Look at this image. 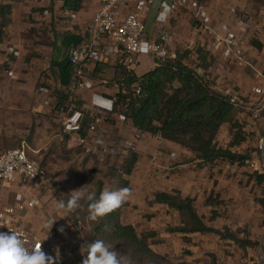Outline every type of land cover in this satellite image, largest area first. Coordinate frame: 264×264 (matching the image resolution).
I'll use <instances>...</instances> for the list:
<instances>
[{
	"label": "crops",
	"instance_id": "obj_1",
	"mask_svg": "<svg viewBox=\"0 0 264 264\" xmlns=\"http://www.w3.org/2000/svg\"><path fill=\"white\" fill-rule=\"evenodd\" d=\"M162 2L163 0H153L146 17V34L149 40H155L159 35L156 14ZM9 3V0H0V8ZM61 5L60 2L52 5L50 0H19L13 3V13L9 17L7 27L2 28L3 20L0 17V81L6 79V71L10 66L7 61L8 46L19 43L23 45L25 54L22 60H14L13 64L19 81L12 83L0 102V152L5 151L6 141H21L22 146L38 154L43 151V147L37 141H45L44 146L47 141L57 142V146L61 144L69 150L76 148L72 141L78 138L87 139V147L104 146V153L108 152L111 156L109 175H112L111 169L116 165V176L110 177L106 188L118 190L126 187L131 190V196L121 205V222L133 226L140 236L155 232L156 240L161 241L159 244H151L156 253L171 259L184 257L187 264H220V258L232 253L234 255L222 264H256L257 257L249 246L252 244L230 245L231 240L216 234L170 233V228L181 225L178 211L153 201L157 193L179 191L184 197L195 200V208L208 227L222 232L229 229L238 240L245 241L248 239L241 238L248 235L249 239H253L256 234H262L264 231V182L249 173L244 166L219 161L204 163L194 153L177 143L151 134H142L132 123L120 122L119 114H111L92 136L89 133L93 123L90 110L92 107L103 105V97L108 98L113 94L112 86H104L103 81H113L118 67L99 64L88 68L87 79L94 83V89L91 91L74 88L73 81L69 87L64 85V81H68L69 77L58 75V65L64 59V37L67 33H72L81 36L85 42V24L99 10L100 3L96 0L84 2L83 9L77 13L75 21L71 17L72 14L62 12ZM206 5L212 24L233 25L243 21L249 29L246 56L250 66L242 67L234 63L227 64L226 69H222L214 63L208 71L217 88H222L228 81L245 96L252 85L258 82L259 74L264 72V6L254 4L250 0H206ZM128 7H133L132 2ZM258 7L261 8L258 10ZM191 14L179 9L171 20L162 25L174 35L175 44L181 50L186 48L187 42L192 44L196 39L201 43V47L210 51L214 61L221 59L220 54L211 50L209 39L204 34H198L196 30L192 33L186 32L188 29L183 22L189 20ZM252 40L262 44V50L254 47ZM138 65L135 58L133 65L126 63L120 66L136 74ZM156 66L155 59L153 69ZM42 78L53 86L56 104L57 90L72 95L70 105L68 103L67 106H73L72 103L78 101L83 103L85 117L78 135H66L59 129L60 119L73 108L55 111V107H46L31 99ZM74 90L77 93L76 98L73 96ZM235 114L236 118L245 124V131L251 134L252 141H247L249 151H246L244 146L231 148V151L239 154L250 153L252 158L258 159L260 139L263 136L261 120H255L248 109L236 107ZM137 133L139 141L133 150L137 155V162L132 174L127 176L120 169L121 165H126L130 160L131 151L125 149L124 144ZM231 140L230 127L224 126L218 136L219 146L227 149ZM27 141H32L33 145L29 146ZM14 199L15 196L0 185V202L3 205H13ZM48 213L52 214L53 209L28 214L25 225L32 236L54 233L53 230L49 231L45 224ZM213 216L215 218L211 220ZM185 252L186 255H183Z\"/></svg>",
	"mask_w": 264,
	"mask_h": 264
},
{
	"label": "built area",
	"instance_id": "obj_2",
	"mask_svg": "<svg viewBox=\"0 0 264 264\" xmlns=\"http://www.w3.org/2000/svg\"><path fill=\"white\" fill-rule=\"evenodd\" d=\"M96 1L100 3V8L85 24L86 41L78 47H73L69 52L70 62L74 69L73 85L76 89L89 91L94 89V83L87 79V70L92 65L103 64L116 68L126 63L133 65L134 59L138 56L150 55L160 61L177 59L179 49L175 44V37L162 24L171 20L179 9L189 11L194 15L198 23L196 32L204 34L209 39L211 50L221 55V59L217 61L209 58L212 65L215 63L222 69H226L227 64L234 63L242 67L250 66L246 56L249 39L247 25L243 21L233 25L212 24L206 0H172L170 2L163 0L156 14L157 22H159V35L155 40H149L147 37L145 22L153 0ZM130 2L133 4L131 8L128 7ZM165 8H167L166 13ZM162 13H165L163 19L160 18ZM71 17L74 21L77 20V14H72ZM195 55L194 58H197L198 56ZM24 56L23 45L12 43L8 46L7 61L10 66L6 71V79L0 81V102L5 97V92L11 88L12 83L19 81L13 64L14 60L20 61ZM196 72L200 76L206 75L203 67H198ZM258 79V82L252 85L245 96L233 83L228 81L222 88L216 89L226 95L235 107L248 109L255 120H261L263 136L260 139L259 158L245 160L244 167L249 173L261 176L264 181V72L259 74ZM46 82L45 78L40 80L31 99L46 107H51L53 91ZM103 85H110V82L103 81ZM112 88L113 94L108 98L103 97V105L92 107L90 110L93 123L89 128V133L92 136L103 125L105 119L112 114L117 103L116 94L122 90V85L114 83ZM122 92L126 93L125 90ZM84 117L85 114L81 110L71 109L60 119V131L70 136L78 135L82 130ZM118 119L124 124L129 122L121 114L118 115ZM138 141L139 134L137 133L125 142V149L133 151ZM72 142L75 147L85 148L87 153L104 149V146L100 145L94 146L95 148L87 147L88 141L84 138H78ZM43 175L41 167L29 157L25 146L7 150L0 155V185L4 187L17 185L21 188V194L17 195L15 204L0 205V231L16 232L24 244L29 247L32 245L39 247L42 243L43 251L49 255L58 254V264H81L80 248L83 245L81 231L72 229L68 222L57 220L51 228L53 234L42 233L40 236H32L25 225L29 213L43 212L44 206L39 194L33 192V186ZM61 228L64 229L63 232L60 231Z\"/></svg>",
	"mask_w": 264,
	"mask_h": 264
},
{
	"label": "trees",
	"instance_id": "obj_3",
	"mask_svg": "<svg viewBox=\"0 0 264 264\" xmlns=\"http://www.w3.org/2000/svg\"><path fill=\"white\" fill-rule=\"evenodd\" d=\"M11 3L0 8V17L3 20V27L9 25V17L13 13V3L19 0H9ZM254 4L263 6L264 0H250ZM60 2L62 12L71 14L79 13L84 6V0H50L53 5ZM84 42L79 35L67 33L63 40L64 59L58 65V75H67L68 81L64 85L69 87L74 82V69L71 65L69 52L73 47H78ZM251 44L259 50L263 46L256 40ZM198 56L197 58H194ZM210 51L204 47L195 50L178 51V58L175 60H156L155 69L138 77L133 71L118 66L114 83L122 85L118 92L117 103L112 114L124 115L129 122L142 134L172 141L188 149L204 163L229 162L243 166L248 157L234 153L231 148L240 147L248 141L250 133L245 131V124L236 118L235 105L230 99L217 88L215 80L209 74L213 66L209 62ZM203 67L206 75L200 76L196 69ZM54 70V67H53ZM73 79V80H72ZM114 82V83H112ZM58 104L54 110L66 111L67 104L70 105L71 94L63 91H56ZM75 110H81L84 114L83 103L73 102ZM119 109L121 111L119 112ZM93 121V120H92ZM224 126L230 127L232 142L229 148L219 146L218 136ZM32 129V133H33ZM20 144L16 148H21ZM32 146V141H27ZM260 152V150H259ZM29 155V154H28ZM42 160L43 171L46 161ZM137 162V155L130 152V160L125 165L124 174L130 176ZM255 175V174H253ZM260 181L262 177L255 175ZM264 182V181H263ZM103 191L100 187L97 196ZM154 203L163 204L178 211L181 225L170 228V233L179 234H216L223 239L234 240L241 245L252 244L248 241H238L229 229L219 231L208 227L204 219L198 214L195 208V200L184 197L179 191L172 193L155 194ZM264 204V201H262ZM85 199L79 206L70 211L69 218L76 227L82 225L83 245L102 239L106 244L115 249L121 257H124L129 264H151L153 261L168 262L171 259L156 253L151 244H159L155 232H148L140 236L137 230L131 225H124L121 222L122 206L118 207L106 216L97 221L88 219V204ZM215 216L211 218L213 220ZM80 226V229H82ZM187 241V238H183Z\"/></svg>",
	"mask_w": 264,
	"mask_h": 264
},
{
	"label": "rangeland",
	"instance_id": "obj_4",
	"mask_svg": "<svg viewBox=\"0 0 264 264\" xmlns=\"http://www.w3.org/2000/svg\"><path fill=\"white\" fill-rule=\"evenodd\" d=\"M264 6V5H263ZM261 7H258V10ZM192 17L188 18L189 20H185L183 24H185V27L188 29L186 32L192 33L196 26L198 25L197 21L194 18V15L191 14ZM179 26V24L177 23ZM184 26V25H183ZM198 36V35H197ZM189 39V38H188ZM186 48L181 50L178 46V49L180 51L195 50L198 47H201V43L199 40H194V42L191 44L190 42H187ZM138 68L136 70V74L141 76L144 73L150 71L153 69L155 64V57L154 56H138L136 57ZM45 77V76H44ZM47 78V77H45ZM47 86L51 90H54L53 86L46 82ZM97 88V86H95ZM78 89V88H77ZM80 89V88H79ZM75 93L73 96L75 97L76 90H74ZM55 92V91H54ZM77 97V96H76ZM75 97V98H76ZM52 107L57 106L56 101L54 100V95H52ZM76 106H68L69 108H75ZM121 109H119V112ZM112 120V119H111ZM111 120L109 122H111ZM261 135H263V132L261 131ZM232 141V140H231ZM248 141H252L251 135H249ZM12 142L10 145L9 143ZM6 141L5 142V151L10 149H15L17 144H20L19 141ZM59 142V141H58ZM41 147H43V151L38 153H34L32 150H29L27 147V152L29 154V157L33 160H35L39 166L41 165L42 160L46 161V165L44 166L43 172L44 175L39 179V181L33 186V192H40L39 198L42 202L43 211L52 208L54 209L56 199H67L68 195H70L73 191L78 190L82 187H84L85 191V197H82L80 202L86 199V194L94 192L95 194L98 193L100 187H103V190L107 189L106 185L110 181V177L116 176V165L113 167V173L112 175L108 174L109 168V159L111 156L108 154V152L104 153L105 149H98V151H92L91 153H87L86 149H82V147H76L73 150H69L67 146L63 148L61 144L57 146V142L53 143L52 141H47V144L44 146L45 141H37ZM50 143V144H49ZM66 142L64 141V144ZM1 144V143H0ZM26 144V143H25ZM27 146V145H26ZM39 146V147H40ZM242 146L246 148V151H249L250 148H248L247 142L244 143ZM34 147H32L33 149ZM95 148V147H93ZM82 149V150H79ZM236 149V148H235ZM94 150V149H93ZM1 151V153L5 152ZM246 157H248L250 160H256L257 158H252L250 156V153L241 154ZM259 156V151H258ZM257 156V157H258ZM44 161V162H45ZM244 166V164H242ZM41 167V166H40ZM125 165L120 166V169L124 171ZM6 190L8 193H11V195L15 196L13 204L16 203V197L17 195L21 194V188L15 187L14 185H11L10 187H6ZM79 202V203H80ZM0 205H3V203L0 202ZM51 214L48 213L47 217ZM70 212H65L63 215H60V217L57 215L56 219L68 222L70 224V227L76 231L84 232V227L82 225V229L79 227H76L72 224L70 218H69ZM248 239L245 241H248L252 243V245H249L251 249H253L254 255L257 257V263L256 264H264V231L262 234H256L255 238L249 239L248 235L241 239ZM216 239L215 237L213 238ZM231 244L235 245H241L239 242H236L234 240H231ZM240 241V240H238ZM214 242V241H213ZM232 247V246H230ZM230 247L227 249H230ZM247 253V252H246ZM183 255H186V252L183 253ZM234 254H230L227 256H224V258H220L219 262L220 264L227 262L228 257L233 256ZM182 260V261H181ZM254 260V259H253ZM184 257L181 258H172L168 259V262H162V261H153L151 264H187ZM255 261V260H254ZM199 262V261H198Z\"/></svg>",
	"mask_w": 264,
	"mask_h": 264
},
{
	"label": "clouds",
	"instance_id": "obj_5",
	"mask_svg": "<svg viewBox=\"0 0 264 264\" xmlns=\"http://www.w3.org/2000/svg\"><path fill=\"white\" fill-rule=\"evenodd\" d=\"M167 8H165V13ZM165 13L161 14V19ZM131 196L129 188L118 190L105 189L97 196L94 192L87 193L88 219L97 221L120 207ZM67 199H56L53 213L46 221V227L50 231L57 221V215H63L79 206L82 197H85L84 187L73 191ZM63 228L60 229L63 232ZM42 245V243H41ZM41 245L26 246L22 238L14 231H0V264H58L59 256L49 255L41 249ZM81 264H129L118 252L104 240L97 239L91 243H85L80 248Z\"/></svg>",
	"mask_w": 264,
	"mask_h": 264
}]
</instances>
